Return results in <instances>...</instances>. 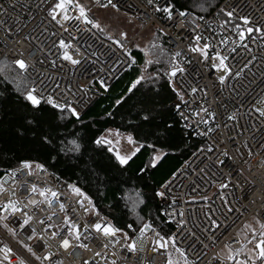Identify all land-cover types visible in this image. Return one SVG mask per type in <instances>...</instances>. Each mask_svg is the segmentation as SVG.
Returning a JSON list of instances; mask_svg holds the SVG:
<instances>
[{
    "label": "built area",
    "instance_id": "built-area-1",
    "mask_svg": "<svg viewBox=\"0 0 264 264\" xmlns=\"http://www.w3.org/2000/svg\"><path fill=\"white\" fill-rule=\"evenodd\" d=\"M93 1L156 25L182 61L172 75L176 115L201 143L162 187L160 213L187 264H235L220 250L244 247L251 218L264 232V116L255 108H264V0H220L202 16L171 10L170 0ZM91 9L0 0V57L23 62L39 101L77 114L132 64L129 42L101 33ZM70 187L32 163L0 175V220L12 232L0 224V264H178L152 224L127 234Z\"/></svg>",
    "mask_w": 264,
    "mask_h": 264
},
{
    "label": "trees",
    "instance_id": "trees-1",
    "mask_svg": "<svg viewBox=\"0 0 264 264\" xmlns=\"http://www.w3.org/2000/svg\"><path fill=\"white\" fill-rule=\"evenodd\" d=\"M219 2L170 0L168 7L202 16ZM160 32L166 51L151 64L152 77L142 79L144 53L129 50L130 67L111 84L100 86L98 99L80 114L46 101L30 104L25 98L30 83L22 70L0 57L16 71L0 70V175L22 163L43 166L76 185L125 233L148 222L168 237L172 226L160 213V189L199 141L177 118L182 98L171 72L182 62ZM109 127L128 134L137 147L125 162L100 140ZM132 195L139 199L135 207L128 203Z\"/></svg>",
    "mask_w": 264,
    "mask_h": 264
},
{
    "label": "rangeland",
    "instance_id": "rangeland-1",
    "mask_svg": "<svg viewBox=\"0 0 264 264\" xmlns=\"http://www.w3.org/2000/svg\"><path fill=\"white\" fill-rule=\"evenodd\" d=\"M80 6H91V11H94V16L98 18L96 20L97 24L101 28H105L110 31L108 36L120 38L129 42V50L138 49L145 55V61L142 66V79H150L153 74L150 68L151 64H157L158 59L162 56V53L166 51V48L161 42V32L156 25H145L141 20H138L133 15L112 8L110 5L99 6L94 3L93 0H75ZM92 2V3H91ZM91 3V4H90ZM110 6V7H109ZM96 25V24H95ZM160 35V36H159ZM179 62H182L181 60ZM3 63V65H1ZM221 65L220 61H217L216 67ZM8 70L10 72H16L12 65L8 62H0V70ZM219 76H223L224 72H217ZM159 79L157 78V81ZM155 81V82H157ZM152 82V83H155ZM256 110L264 116V108L255 106ZM103 143H106L108 149L117 157L120 162H125L137 149L136 145L132 143L131 137L128 134H122L117 132L114 128H107L100 137ZM33 166H36L32 164ZM71 192H79L80 190L73 183L71 184ZM128 203L134 207L138 205L139 199L136 195H132L128 199ZM2 227L9 233L12 232L0 220ZM248 227L243 228V234L250 239L253 233L254 239L250 241H245V248L240 253H234V251L227 250V248H222L220 250V255L223 257L234 256L235 264H264V253L263 257H255V243L262 239L264 241V232L259 231V223L255 219H250L246 225ZM242 234V235H243ZM169 249L170 259L178 264H187L186 260L180 253V251L175 247L171 237H166ZM248 240V239H247ZM226 249V250H225Z\"/></svg>",
    "mask_w": 264,
    "mask_h": 264
},
{
    "label": "water",
    "instance_id": "water-1",
    "mask_svg": "<svg viewBox=\"0 0 264 264\" xmlns=\"http://www.w3.org/2000/svg\"><path fill=\"white\" fill-rule=\"evenodd\" d=\"M14 65L20 70H22L24 67V64L21 60L16 61ZM174 72H175V70L171 72V75H173ZM25 98L32 105H37L39 103V100L31 92L26 93ZM255 248L258 252V255L260 256L262 254V250H263V240L262 239H260L256 242Z\"/></svg>",
    "mask_w": 264,
    "mask_h": 264
},
{
    "label": "crops",
    "instance_id": "crops-1",
    "mask_svg": "<svg viewBox=\"0 0 264 264\" xmlns=\"http://www.w3.org/2000/svg\"><path fill=\"white\" fill-rule=\"evenodd\" d=\"M92 3V2H91ZM90 3V4H91ZM106 6V5H105ZM110 7V6H109ZM93 8V7H92ZM92 12V16H93V22H94V24H96L95 26L97 27V29L101 32V33H103V34H105V35H107L108 36V34L110 33V31L109 30H107V29H105V28H101L98 24H97V22H96V20H97V16L95 15L94 16V11H91ZM135 17V16H134ZM136 18V17H135ZM138 19V18H137ZM139 20V19H138ZM117 39H119V40H121V41H123V42H125V40H122V39H120V38H117ZM165 183V182H164ZM251 219H255V218H251ZM256 221H257V219H255ZM250 221V219L247 221V223ZM258 222V221H257ZM247 223H246V225H247ZM244 226L245 228L247 227V226ZM247 229H248V227H247ZM259 231H260V229H259ZM256 232H254L253 233V231H252V234L251 235H253V234H255ZM240 234H241V236H242V238H243V240L244 241H247V239H248V237H246L244 234H243V228L241 229V231H240ZM243 234V235H242ZM260 240V239H259ZM253 244H254V247H255V240H254V242H253ZM245 247H243V249H244ZM242 249V250H243ZM226 250V249H225ZM228 250V249H227ZM242 250H240L239 252H237V254L238 253H240ZM256 250V249H255ZM229 251V250H228ZM255 253V257H260V256H262L263 257V253H264V241H263V250H262V254L259 256L258 255V252H257V250L254 252ZM232 257H234V256H232ZM234 260H235V258H234Z\"/></svg>",
    "mask_w": 264,
    "mask_h": 264
},
{
    "label": "bare ground",
    "instance_id": "bare-ground-1",
    "mask_svg": "<svg viewBox=\"0 0 264 264\" xmlns=\"http://www.w3.org/2000/svg\"><path fill=\"white\" fill-rule=\"evenodd\" d=\"M177 118H178V116H177ZM179 120V119H178ZM179 123H180V121H179ZM184 128V127H183ZM184 129H186V128H184ZM186 130H188V129H186ZM188 131H190V130H188ZM191 132V131H190ZM192 133V132H191ZM193 135V134H192ZM194 136V135H193ZM195 137V136H194ZM199 142V144L201 143V141L197 138V137H195ZM193 153V152H192ZM191 153V154H192ZM189 157V156H188ZM188 157L182 162V164L169 176V178L165 181V183L162 185V187L168 182V180L171 178V176L184 164V162L188 159ZM162 187H161V189H160V192H161V190H162ZM101 212V211H100ZM112 221V220H111ZM260 226V225H259ZM119 227V226H118ZM242 237V236H241ZM245 242V241H244ZM247 242V241H246ZM244 247H245V245H244ZM243 249V248H242ZM241 249V250H242ZM240 251V250H239ZM239 251H237V252H239ZM237 252H234V253H237ZM230 257H232V256H230ZM233 260H234V257H233ZM234 263H235V260H234Z\"/></svg>",
    "mask_w": 264,
    "mask_h": 264
}]
</instances>
